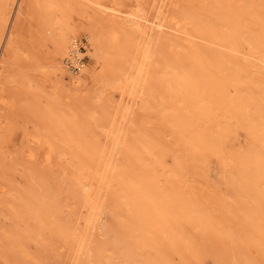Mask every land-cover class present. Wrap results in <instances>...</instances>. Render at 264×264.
Returning a JSON list of instances; mask_svg holds the SVG:
<instances>
[{
    "label": "rangeland",
    "instance_id": "obj_1",
    "mask_svg": "<svg viewBox=\"0 0 264 264\" xmlns=\"http://www.w3.org/2000/svg\"><path fill=\"white\" fill-rule=\"evenodd\" d=\"M95 2L0 0V264H264V0Z\"/></svg>",
    "mask_w": 264,
    "mask_h": 264
},
{
    "label": "bare ground",
    "instance_id": "obj_2",
    "mask_svg": "<svg viewBox=\"0 0 264 264\" xmlns=\"http://www.w3.org/2000/svg\"><path fill=\"white\" fill-rule=\"evenodd\" d=\"M93 7H94V10H96V11H99V12H102V13H105V14H108V15L112 16L115 19L122 20L123 23H125V25L126 24L129 25V27L132 30H135V28H137V30H139V32H140V30L142 29V27H141V25L139 23V19H140V17L144 16V13L142 12V10H140L137 7H136V10L135 11L132 10L133 12H127V11L126 12H123L119 8V7H122V3L119 2V0H114V1H112V0H96V2L93 4ZM124 14H125V16H123ZM187 26L188 25H184V28L185 29L179 28V30L183 31L184 34H187ZM112 31L114 33V36H113V38H114L113 40L114 41L113 42H117V39H118V31L116 32V30H114V29ZM61 37H62V40H61V43H60L59 47H60L61 51L63 52V54H62V56L60 58H58L59 65H57L56 67L59 66V68L61 70H64L65 71V68L67 67V65L70 64L73 67H76L78 69V73H80V74L84 73L85 72V65L83 64V60H84L85 54L81 51V48H80L81 47V43H80L79 39L76 37L75 34L69 32V30L66 31L65 33H63L61 35ZM86 38H87V40L90 43L93 44V38L88 37V36ZM107 48H108V44H105L104 49L106 50ZM118 52H116L115 55H117ZM143 66H144V63L142 62L141 65H140L139 72H138V77L135 78L133 80V82H132L133 88H135L137 86V82L139 80L140 72L143 71V69H142ZM133 92L131 94H133ZM119 139H120V137L117 136V139L115 141V145H118L119 144ZM28 191H30V190H28ZM88 197H90V193L88 194ZM35 199H37V198L34 197V200Z\"/></svg>",
    "mask_w": 264,
    "mask_h": 264
},
{
    "label": "built area",
    "instance_id": "obj_3",
    "mask_svg": "<svg viewBox=\"0 0 264 264\" xmlns=\"http://www.w3.org/2000/svg\"><path fill=\"white\" fill-rule=\"evenodd\" d=\"M83 47V45H81V48Z\"/></svg>",
    "mask_w": 264,
    "mask_h": 264
}]
</instances>
